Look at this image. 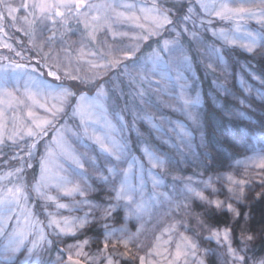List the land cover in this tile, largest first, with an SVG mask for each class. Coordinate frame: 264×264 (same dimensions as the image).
Instances as JSON below:
<instances>
[{
  "label": "snow or ice",
  "instance_id": "1",
  "mask_svg": "<svg viewBox=\"0 0 264 264\" xmlns=\"http://www.w3.org/2000/svg\"><path fill=\"white\" fill-rule=\"evenodd\" d=\"M203 16L193 15V7L189 6L184 11L183 0H152L150 4H137L134 0H120L118 3L96 4L91 0H22L19 6H13L7 0H0V8L7 12H0V37L11 38L8 27H14L16 32H21L29 37V43L37 48V55L48 61L52 58L51 51L45 52V47L51 48L59 37L63 36L60 31L64 28L71 31L70 22L83 24L84 36L92 44H99L100 50H89L83 39L79 50L77 64L88 65L89 74L81 77L78 69L72 68V51L70 47L62 48L66 53L67 65L59 56L60 63L57 68L64 67V78L76 81L74 85L63 83H50L33 75L36 68L27 70V65L18 63L9 56L0 54V162L7 164L9 160H18L19 166L8 170L0 175V264H18L19 256L24 255L25 264H43L41 253L49 250L52 241L50 236L60 238L65 235H75L76 230L86 227L92 222L89 219L93 209L97 206L83 199L77 201L75 206H86L89 211L84 217L69 219L59 211L69 209L70 205L61 203L60 196L49 194L52 189L65 197H85L89 186L85 178V164L90 165L99 174L100 179L108 182L112 177V183L119 181V187H113L116 195V203H110L103 209V220L107 221L117 208L124 207L132 213L135 205V213L146 211L148 204L141 200L138 202L135 196L137 189L130 183V176L134 170L141 173V190L143 186V172L145 165L141 159L133 156L128 142L124 137L126 131L136 128L138 121L149 125V138L153 132L161 133V124L156 123L155 117L149 115L146 108H155L150 93L160 94L164 91L161 85H168L175 80L178 86V95L172 98L177 101L175 105H167L173 111H180L193 124L199 125L198 108L201 103L200 94L191 95L189 89L194 87L190 84L193 77L186 76L191 73L193 57L189 50L193 45L203 49L208 60L206 70L225 71L223 47L206 46L202 33L211 31L213 37L221 42V45H238L247 53H254L257 49H264V0H196ZM23 9L25 15L20 26H17L20 17L16 14ZM104 10L103 12L101 10ZM230 22L233 27L230 31L214 29L211 27L213 20ZM7 20L12 24L6 27ZM255 20L261 25V31H250L245 27L247 21ZM119 25L117 30L116 26ZM45 31L49 34L45 36ZM111 34L113 41L117 37H127L134 44L116 47L100 43L99 32ZM39 33V37L37 36ZM167 34V35H166ZM42 38V39H41ZM21 43V41H17ZM141 43L151 48L146 57L136 58L141 51ZM153 43L156 45L152 47ZM188 45L186 48L185 45ZM0 49L14 52L23 59V53L17 50L7 40L0 38ZM126 61H132L135 75L129 72ZM204 63V61H201ZM123 68L122 75L127 78L128 92L124 91V81L120 75H116L117 86L110 87V80L104 79L115 69ZM175 72V76H172ZM48 76L54 81H61L59 71L48 70ZM151 77H156L152 80ZM24 82V93L20 95L19 82ZM97 81H101L97 83ZM83 87L95 88L94 95H88L81 90ZM76 89L75 91L73 89ZM220 92L227 94V89L217 85ZM251 91V89H249ZM51 101V104L48 102ZM43 109L46 115H37L36 109ZM70 109V112H69ZM8 112H12L9 118ZM126 115L131 116L129 124ZM64 117H70L77 121L74 127L69 128L67 121L60 124ZM163 123V117H160ZM170 130L177 133L179 144H172L177 152L183 156L184 151H191L192 134L183 124L177 122L176 127ZM51 135L50 140H45ZM71 133V135H69ZM253 139L264 142V136ZM11 144L10 151L13 153L9 160H4L6 153L4 148ZM43 142L44 153L40 156V179L32 186L31 192L23 183L25 166L31 168L32 158L39 153ZM163 144H170L167 139L161 138ZM143 145V159L151 166L148 176L152 178L153 189L164 186L163 173L173 163L170 157L164 155L159 147H153L147 141L141 140ZM77 148L84 149L81 153ZM92 153L91 156L88 154ZM27 157V159H25ZM59 158L65 167L57 165L53 168L54 158ZM103 159L107 167L105 175L97 162ZM127 164L125 168L124 165ZM245 168H256L264 172V154L250 158L245 162ZM154 169H159L154 172ZM260 173H258L259 175ZM122 177V178H121ZM14 178V179H13ZM76 178V179H73ZM192 180L191 177L188 178ZM219 179V177H218ZM231 187L228 191L231 195L228 201L213 200L204 196L203 191L196 190L191 183L184 185L187 194H194L207 205L206 211L215 210L223 213L227 210L232 214L233 221L239 223L241 213L231 203L233 199L242 203L245 185L248 181L236 180L231 175L227 177ZM7 181V183H5ZM205 187H213L212 180L201 181ZM264 183V181H261ZM32 193L38 198L37 204L29 206ZM259 199V194L257 196ZM172 197L165 192L153 193L151 200L157 203L171 201ZM187 199V198H186ZM43 201V203H39ZM123 201V204H121ZM54 205L56 212L50 211L49 206ZM180 205L178 204L177 207ZM36 207L44 210L45 220L40 218ZM188 207V203H184ZM94 219V217H93ZM248 215L244 214L245 223L240 227V247H232L233 227L224 229L210 228L208 240H215L217 244L227 245L228 264H249L247 252L250 250L256 236L247 229ZM104 241L103 253L104 264H121L131 254L129 243L132 237H125L123 229H111L107 222L103 225ZM172 226L171 230H174ZM119 231L120 235L116 233ZM168 231V230H166ZM160 241V237L156 238ZM83 241L78 245L69 246L67 257L70 264H95V258L83 251ZM167 243V242H166ZM111 244L113 249L122 245L126 251L119 253L107 250ZM139 247V246H138ZM73 249H75L74 260ZM198 245L186 236H182L181 243L176 244L175 252L165 249L159 250V243L154 245V252L148 256L160 257L165 264H190L189 257H196ZM167 253V254H165ZM83 257V260L79 259ZM135 258V257H133ZM60 264L63 260L58 256ZM139 264H156L152 259L139 256ZM192 264H196L195 259ZM198 264H204L199 260ZM251 264H264V257L252 258Z\"/></svg>",
  "mask_w": 264,
  "mask_h": 264
},
{
  "label": "trees",
  "instance_id": "2",
  "mask_svg": "<svg viewBox=\"0 0 264 264\" xmlns=\"http://www.w3.org/2000/svg\"><path fill=\"white\" fill-rule=\"evenodd\" d=\"M183 4L184 11L186 12L187 8L191 6V1L183 0ZM197 14V12L193 11V15ZM251 21H253L252 23H255L253 24L254 26L259 30H262L260 24L255 20ZM253 25L247 27V29L250 31L255 30ZM211 27L217 30L228 29V26L219 22V20L213 21ZM202 38L206 46L210 45L217 48L223 47L224 61L227 67L225 71L206 70L205 64L208 60V56L203 49L197 48L193 45L189 50V55L193 57V65L198 77V84L202 90L203 101L201 112L203 148L196 153L185 150L183 156L178 152L175 154L168 149L162 150L164 155L170 157L173 161L167 170L161 173L166 176L167 187H165V190H170L174 196L173 198L175 202H177L176 207L171 214V220H173V222L171 221V223H169L170 226L175 225V228L166 236L170 237L169 249H171V251L176 249L177 243H181V236H187L198 245V252L195 258L198 260L202 259L204 264H228L229 257L227 256V245L222 247L217 244L215 240L210 241L206 239V237L210 235V228L224 229L227 226H232V247L239 249L240 227L245 223L244 214L246 213L248 215L247 229L251 234L256 236L250 250L247 252V256L250 258L249 264H251L252 258L259 259L264 257V183H261V181H264V172H261L260 169L256 168H245V164L243 163L237 165L238 167L236 168L232 166L231 163L237 158L245 157L253 153L255 149L261 148L262 150V148H264V142L255 139H253L255 140L254 142L251 141V137L264 136V98L249 100V107H246L245 112L253 120H238L236 117L232 116V112L226 111L235 104H232L226 95L223 93L217 94L215 90L218 89L216 86L223 82V76L226 77L225 75H229L232 72L234 73L235 70L239 71V67L246 66L247 70L254 73V75L259 78V89L264 96V53H261V51L257 49L254 53L250 54L241 51V49L222 46L221 42L213 37L211 31L202 33ZM185 47L187 48L188 45L186 44ZM139 53H141V51ZM202 60L204 63L201 62ZM68 83L70 85L69 81ZM80 87L81 90H87L83 85ZM223 87H225L224 82ZM212 92L216 94L211 96ZM66 118L68 117L61 119L58 125L65 123ZM51 135L52 134L50 133L45 140H49ZM10 148L11 144L9 142L8 147L4 148L6 155L13 154L10 151ZM6 155L4 157H7ZM36 158L37 154L34 155L32 161L33 166L30 169H27L25 166V169L27 170L23 173L24 179L29 177L28 174L31 171L35 170L37 166V162L35 161ZM19 163L20 162L15 160L10 161L8 162V167L13 169L15 168L13 166H19ZM6 165L7 164L0 162V169H4ZM258 173L260 174L258 175ZM229 175L236 180L244 179L248 181L245 185L244 192L246 199L242 203H237L235 199L231 201L234 207H237L241 213L239 223L233 221L232 214L228 213L227 210L223 213H216L215 210L208 212L206 211V204L197 202L191 198V196L189 197V195L187 196L177 190L179 184L182 185V183L191 182L188 179L191 176L199 178L203 176L208 180L212 177L211 180H214V183L212 184L216 191L214 192L212 188H210V192L206 191L209 192V194L211 193L209 197L213 200L228 201V198L231 195L228 188L232 186L227 179ZM5 183H7V181ZM89 186L93 191V195L90 196L89 201L97 206L93 209L90 215V220H92V222L86 227L78 229V231L76 230L78 234L64 237L69 240L64 242L62 246L66 247L70 244L78 245L86 240L88 243L83 245V251L102 262V259H104V256L106 255V253L101 251L103 249L105 232L103 225L107 222L109 230L123 229L126 238L132 237L129 243V248L131 249L129 257L126 259L117 257V259H121V264H139V256H145L146 259H152L155 262L156 260L161 259L159 257L157 259V256L155 255L148 256V245L150 243H148L146 237L149 234L153 237L152 235H154L155 232L135 231V229L139 230L138 226H133L131 223L125 224V226L123 225L122 220L124 219L122 218V215L125 214L126 216L127 214L128 217H131L128 210L122 213L120 207L117 208L118 210L115 211L107 221L101 218L103 216V208L108 204L113 203L108 192L110 190V182L101 183L97 180H92V182L89 183ZM258 194L259 199L257 198ZM140 200L141 198H139V201ZM143 200L149 205L148 209L151 205L152 208H154L155 201H152L151 197ZM31 202H33V199H31ZM63 202H65V200ZM185 202L188 203L187 208L184 207ZM178 204L180 205L179 207H177ZM76 210L77 206L70 205V208L67 209L66 212L77 217ZM70 214L68 215L69 219L72 218ZM116 235H120L119 231H117ZM178 235L181 238H179ZM53 239L54 241L50 247L54 250H58L61 243L56 241L55 237ZM159 250L163 251L162 248H159ZM113 251L124 253L126 249L119 244L116 249H113L111 244H109L107 252L112 253ZM150 252H154V248L153 251ZM201 253H203L202 258H200ZM79 259L83 260V257ZM159 262V264H165L162 259L159 260ZM181 264H183V261Z\"/></svg>",
  "mask_w": 264,
  "mask_h": 264
},
{
  "label": "rangeland",
  "instance_id": "3",
  "mask_svg": "<svg viewBox=\"0 0 264 264\" xmlns=\"http://www.w3.org/2000/svg\"><path fill=\"white\" fill-rule=\"evenodd\" d=\"M190 1H191V7L194 8L193 11H195L199 15L203 16V13L199 9V5L196 4V0H190ZM7 2L13 6H19L22 3V0H7ZM91 2L96 3V4H105V3H118V2H120V0H91ZM134 2H136L137 4H150L152 2V0H134ZM101 11L103 12L104 10L102 9ZM0 12H4L5 16H7V12L3 8H0ZM16 15L18 17H20V21L17 25V26H20L22 24V21H23V16L25 15L23 9H21ZM213 21H216V20L214 19ZM219 22H222L223 24L228 26V29L226 31H230L231 28L233 27V25L230 22L220 21V20H219ZM252 22L253 21H251V20L247 21L245 24V27L246 28L251 27L253 24H255ZM11 24H12V21L7 20L6 27L10 26ZM70 28H71V31H67L64 28H61L60 31L63 32V36L59 37L57 39V42L55 44H53L51 46V48L45 47V49H44L45 52L51 51L52 58L49 59L48 61H45L44 59H42V56L37 55V48H34L29 43V37L24 36L21 32H16L14 27H8V30L11 33L10 39L8 37H0V38L7 40V42L11 43L15 49L22 51L23 59H21V57L16 56L14 52H9L7 49H0V54L7 55L10 57V59H13L18 63H22V64L27 65L28 71H31V68L35 67L36 72L33 73V75L39 79L46 81V82H50L53 84L63 83L65 85H69V83H68V81H69L70 85H74L77 83L76 81L64 78L65 68L64 67H59V69L57 68V65L60 63V61H58L56 59L57 56H59L61 58L64 65H67V63H68V60L66 58V53L64 51H62L61 49L66 48V47H70L73 55H72V68L69 69V71H73V70L78 69L79 75L81 77H83L86 74H89V68H88V65L85 63L77 64V59L79 56V50L81 47L82 39H83L85 46L89 50L99 51L100 45L99 44H92L90 41H88L85 38L83 24H77L75 21H71L70 22ZM116 28L118 30L119 25H117ZM254 28H255V30H252V31H261L256 26H254ZM48 34L49 33L47 31H45L44 35L47 36ZM37 36L39 37V33H37ZM98 39H99L100 43H102V44H106L108 46H112L114 44L116 47L129 46L130 44L135 43L134 41H130L127 37H117V40L113 41L111 34H107L106 32H103V31L98 33ZM18 40L21 41V43H18L17 42ZM155 46L156 45L153 43L152 47H155ZM223 46H225L227 48L231 47V48H235V49H241L238 45H236V46L223 45ZM259 50L261 51V53H264V49H259ZM241 51H244V50L241 49ZM149 52H151V48H148L143 43H141V53L138 52L136 58L146 57ZM126 63L129 65L128 71L132 72L135 75V71L132 68L133 62L132 61H126ZM224 63H225V61H224ZM49 67H51L53 71H57V70L59 71V74L62 77L61 81H59V82L54 81L48 76ZM240 68H242V69H240ZM123 71H124V69L122 67L115 69L113 72H109L104 77V79L110 80V87H115L118 84L115 77H116V75H120V78L124 81V85H123L124 91H125V93H127L129 90L128 89V81H127V78L122 75ZM171 74L173 77L175 76V72H172ZM185 75L194 78V80L189 81L190 84H194V87L189 89L191 95H193V96L196 95L197 91L200 94L201 103H200V106L198 108V112H199V125L198 126L193 124L190 120H188L180 111H178V110L173 111V109L171 107L167 106V105H175L177 103V101L175 99H173L172 97L178 95L179 89H178V86H176V84H175V80H173V82L171 84L161 85V87L164 88V91L162 93H160L158 95L150 93V97H151L152 102L155 105V108H146L145 109V111H147V113L149 115L155 117L157 124H161L162 132L161 133L153 132L151 135V138H149V136H148V133L150 131L149 125H147L143 121H138L135 129L126 131L124 133V137L126 138V140L128 142L129 148L131 150V154L133 156H136L137 158L141 159L145 165V170L143 172L142 190H141L142 182L140 179L141 173L138 170H134L133 174L130 176L129 183L134 188L137 189V193H138L135 196V199L137 201H139V198L145 199L148 197H152L154 191L155 192L163 191L165 193H168L172 197L170 202L164 201L162 204L157 203V202H155V203L153 202L155 209L152 208V205H151L149 207V209L147 208L146 211L141 212L142 214L141 213L140 214L135 213V205H133L132 206V213H130L131 217H128L127 214H126V216H125V214L122 215V218L124 219V220H122L124 226H125V224L131 223L133 226L134 225L138 226L139 230L135 229V231H139V232L140 231H152V232H155V234L152 235L153 237H151V234L147 235V237H146L148 239V243H150L148 245V248H149L148 252L153 251V248H154L153 246L157 245V243H159V248H162L163 251L165 249H167L168 251H170L172 253L175 252V250L171 251V249H169L170 237H168L166 235H168L169 233H171L173 231V230H171L173 225L170 226L169 223H171V221L173 222V220H171V216H172L171 214L173 213V209L176 207L177 202H175V200L173 198L174 196L171 193V191L165 190V187H167L166 176L159 173V169H154L153 171L158 172L163 177L164 186L161 188L155 189V190L153 189L152 178L148 176V169L151 166L148 164L146 159H143V152H142L143 145L140 143V140L147 141L150 146L159 147L161 150L168 149L171 152H174L176 154L177 150L175 148L171 147V145L172 144L178 145L179 140L177 139V133L170 130L169 122H171L172 128H175L177 122H179V123H183L189 129V131L192 134V143H191V151L190 152L196 153L197 151L199 152V150H201L203 148L202 112H201L203 99H202V90L198 84V77L195 73L194 65H192L191 73H186ZM225 76L226 77L223 76V82L225 85L224 88L227 89V94L220 92L218 89L215 91L217 92V94L223 93L224 95H226L228 97V99L232 102V104L233 103L235 104V105H232L231 108L227 109L226 111L232 112V116L236 117V119H238V120H243V119L244 120L248 119L249 121L253 120L245 112V109L248 106V104H249L248 102L250 99H256V98H260V99L262 98L263 99L264 98V96L261 94V91L259 89V78L256 75H254V73L247 70L246 66H244V67L241 66V67H239V71L235 70L234 73L232 72L231 74L225 75ZM25 79L26 78H23L19 82L20 95H23V93H24ZM151 79L155 80L156 77H151ZM99 82H101V81H99ZM223 82L220 85L223 86ZM233 88H235V89H233ZM249 89H251V91H249ZM73 90L75 91L76 89L74 88ZM82 91H84L88 95H94L95 94V88H91V89L87 88V90H82ZM215 94L216 93L212 92L211 96H214ZM214 102H215V100H214ZM48 103L51 104V101H49ZM69 112H70V109H69ZM36 113H37V115H40V116L46 115V113L43 112V109H39V108L36 109ZM229 114H231V113H229ZM8 116L10 118L12 116V112H8ZM161 116L163 117V123L160 120ZM126 119L128 120V122L130 124L131 123V116L126 115ZM65 120L67 121V126L69 128L74 127V125L77 123V121L72 120L70 117L66 118ZM58 127H59V125H58ZM69 135H71V133H69ZM161 138L169 140L170 144H163L161 142ZM50 139L51 138H49V140ZM251 139H252L251 141H253V142L255 141V140H253L252 137H251ZM77 150L81 153L84 152V149H82V148H77ZM43 153H44V147H43V142H42L41 146L39 148V153L37 154V158L35 159V161L37 162V166H36L35 170L31 171L28 174L29 177H27L25 179L23 178L24 179L23 183H25V185L28 187L30 192H31L32 186L40 179V176H41L40 156L43 155ZM261 154H264V148H262V150H261V148L255 149V151L253 153H251L245 157L235 159L231 163V165L237 168L238 167L237 165L242 164V163L245 164V162L249 161L250 158H253V157L261 155ZM11 155L8 154V155H6L7 157H4L3 159L9 160V157ZM88 155L91 156L92 153H89ZM25 159H27V157H25ZM33 159H34V156L32 158V161H33ZM10 161H13V160H9V162ZM15 161H18V160H15ZM90 163H91L90 160L87 161L85 164V169H84L87 185L89 186V183H91L92 180H97L101 183H109L110 182V187H109L110 190L108 192H109V195L111 197V200H113V203L114 202L116 203V201L114 199L116 193H115V191H113V187L118 188L119 187V181L117 180L115 182V184H113L112 183V180H113L112 177H109L108 182H105L104 180L100 179L99 174L94 170V168L89 166ZM8 165L9 164L7 163V165L5 166L4 169H0V175H3L5 172L10 170ZM57 165H59L60 167L66 166V164L62 163L58 157L54 158V160H53V168L55 169V167ZM13 167H18V165L13 166ZM96 167H99L100 169H102L103 173L105 175H107V167H106L103 159H101L97 162ZM124 167L126 168L127 164H125ZM27 169H30V168H27ZM27 169H24V171H26ZM191 178H192V180L189 183H191L192 186L196 190L203 191L204 196L210 198L209 197V195L211 194V193L209 194L210 188L205 187V184L201 182V181H207L208 179L204 178L203 176L200 178L195 177V176H191ZM73 179H76V178H73ZM212 183H214V180H212ZM185 184H187V183H182V185L179 184L177 186L178 192L186 194L187 196L189 195V197L191 196V198H193L195 201L201 202L202 204H205L198 197H196L194 194H187L184 190ZM206 191H209V192H206ZM49 194L60 196L59 202H61V203H65V204L75 206L77 201H80L83 199H86L89 201L90 196L93 195V191L91 190V188L89 186L85 197H80L79 195H77L74 198L62 196V195H60V193L56 192L55 189H52ZM32 199H33V202H31V200H30V203H29L30 207L37 204L38 198L36 197L35 193H32ZM64 200H65V202H63ZM39 203H43V201H39ZM121 204H123V201H121ZM120 209L122 210V213L127 211V209L124 207H121ZM35 210L39 213L40 218L42 220H45V222H46V218L44 216V210L42 208H39V207H37V209H35ZM49 210L53 211V212L57 211L54 205H50ZM59 211L63 214V216L69 218L68 215L70 213L66 212L67 209H61ZM88 211H89V209L86 206H83V205L77 206V210H76L77 217H84L85 213ZM70 215L72 216V218H76L72 214H70ZM90 218L91 217L89 216V219ZM166 230H168V231H166ZM77 231L75 232V234H78ZM68 236H72V235H65V236H62L60 238H57L56 236H50L49 237V239H51L52 242L54 241L53 238L55 237L56 241L61 243V245H59L58 250H54L50 247L49 250L41 253V259L43 261V264H56V263L60 262V260L57 259L58 256L62 260L67 259L68 255H69V246L73 245V244L67 245L66 247L62 246V244L69 240V239L64 238V237H68ZM157 237H160L159 242L156 239ZM181 237L179 236V238H181ZM152 240L154 241V244H153ZM72 251H73V256H74L75 249H73ZM163 251H161V252H163ZM202 252H204V251H202ZM165 254H167V253H165ZM202 255H203V253L200 254V258H202ZM74 259H76L75 256H74ZM157 259H158V257H157ZM188 259H189L190 264H192V261L194 259L196 261V264H198V262H199V260L197 258H194L192 256H190ZM159 260H161V259L156 260V264L160 263ZM18 264H25V257L23 254L19 256ZM95 264H104V259H102V262H101L99 259L96 258Z\"/></svg>",
  "mask_w": 264,
  "mask_h": 264
},
{
  "label": "water",
  "instance_id": "4",
  "mask_svg": "<svg viewBox=\"0 0 264 264\" xmlns=\"http://www.w3.org/2000/svg\"><path fill=\"white\" fill-rule=\"evenodd\" d=\"M75 260V259H74ZM64 264H70V262L68 261V259H64L63 260ZM56 264H60V262L56 263Z\"/></svg>",
  "mask_w": 264,
  "mask_h": 264
}]
</instances>
